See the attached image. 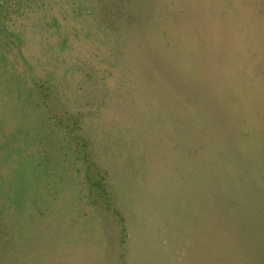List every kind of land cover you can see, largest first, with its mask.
<instances>
[{
  "label": "rangeland",
  "instance_id": "1",
  "mask_svg": "<svg viewBox=\"0 0 264 264\" xmlns=\"http://www.w3.org/2000/svg\"><path fill=\"white\" fill-rule=\"evenodd\" d=\"M0 264H264V0H0Z\"/></svg>",
  "mask_w": 264,
  "mask_h": 264
}]
</instances>
